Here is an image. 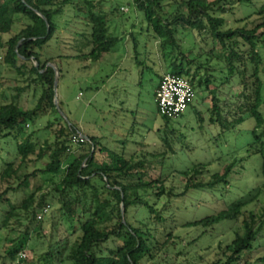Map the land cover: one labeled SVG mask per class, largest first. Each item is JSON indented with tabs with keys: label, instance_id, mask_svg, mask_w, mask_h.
I'll return each instance as SVG.
<instances>
[{
	"label": "trees",
	"instance_id": "16d2710c",
	"mask_svg": "<svg viewBox=\"0 0 264 264\" xmlns=\"http://www.w3.org/2000/svg\"><path fill=\"white\" fill-rule=\"evenodd\" d=\"M131 1L144 16L163 68L170 70L166 74L185 77L195 96L202 92V101L209 100L206 114L208 123L220 131L216 139L252 121L246 156L217 172L201 162L174 169L168 162L175 155V131L169 128L171 119L165 118L163 152L117 154L94 137L72 147L71 139L79 130L59 115L53 101L55 70L47 66L56 65L59 79L61 57L48 53L58 30L55 18L69 5L82 10L80 36L89 50L63 59L96 62L121 40L109 34V22L118 10L103 13L101 3L92 0H0V65L25 80L14 93L0 92V152L6 151L8 159L0 169V187L4 186L0 204L9 193L25 192L30 181L42 178L17 207H9L1 225H8L16 208L39 225L46 215L39 221L36 215L44 206L55 205L60 220L56 233L61 235L49 255L51 264H140L146 257L154 258L155 249L176 246L172 233L178 227L200 228L203 235L228 222L233 225V238L219 246V257L207 264H264V256L251 261L254 244L264 232V214L248 208L264 195V0ZM236 7L251 11L238 18ZM119 12H124L122 7ZM27 89L36 95L31 106L21 99ZM193 102L189 107L201 118ZM43 116L48 118L33 129L31 123ZM250 155L261 159L256 188L209 215L169 225L164 214L171 213V202L188 198L193 190L228 191L234 169ZM175 172L181 178L179 193L166 187ZM38 229L42 232V224ZM27 236L25 232L6 251L11 262L26 250ZM109 243L113 248L107 247ZM26 261L27 256L20 263Z\"/></svg>",
	"mask_w": 264,
	"mask_h": 264
},
{
	"label": "rangeland",
	"instance_id": "374dc122",
	"mask_svg": "<svg viewBox=\"0 0 264 264\" xmlns=\"http://www.w3.org/2000/svg\"><path fill=\"white\" fill-rule=\"evenodd\" d=\"M92 1L101 3L103 13L111 9L118 10L109 22V34L120 37L121 40L106 56L105 63L98 65L94 62L85 69L80 68L86 65L85 62L72 58L71 63L67 65L63 57L75 55L88 47L87 41L80 36L83 12L69 5L61 16L55 18L58 30L56 38L49 44L48 53L51 56L61 57V76L56 85V97L61 103L59 115L67 124L75 125L84 135L93 133L99 137H106L102 144L104 143V146L117 154L122 150H125V154L135 151L137 156L146 152H163L161 141L164 136L162 132L164 120L157 112L154 93L159 80L170 70L165 71L163 68L162 58L160 59L157 53L158 47L146 32L144 16L136 10L131 0ZM121 7L126 8L127 11L119 12ZM234 11L239 18L250 12L251 7H236ZM239 25L236 24L235 27ZM134 44L137 46L136 49ZM98 79L104 82V87L96 93L92 89V83ZM24 84L25 80L19 75L0 65L1 93L4 95L14 93L15 87ZM32 92L31 89L24 91V96L29 99L28 106L33 104ZM203 97L204 93L197 92L193 102L200 111L201 118L190 106L181 116L171 119L169 123V128L175 131L172 139L175 155L169 160L168 166L174 169L184 170L196 162H201L209 163L207 168L210 172H217L223 165L231 163L238 157L246 156L245 145L252 140L250 134L252 121L246 120L236 129L216 139L220 131L216 126L208 123L206 109L209 100L202 101ZM47 118L43 116L33 121L31 123L33 129ZM160 127L161 132L158 134L156 129ZM112 139L121 143L116 145ZM5 162H8V159L6 151H3L0 152V169ZM260 162L259 155L248 156L234 169L230 187L226 192H218L216 189L210 192L193 190L188 194V198L171 202L169 206L171 213L164 214L169 225L174 224L175 221L182 225L199 219L219 210L224 204L228 205L239 198H244L251 189L260 184ZM41 181L42 178L39 177L30 181V188L25 192L9 193L5 197L7 200H3L0 204V264H18L16 258L14 263L6 258V251L13 247V242H18L25 232L28 233V243L25 248L27 261L19 264L52 263L49 255L54 254L56 248L53 245L61 235V232L59 235L56 233L57 223L60 221L57 206L51 205L46 218L40 223L43 226L42 232L38 229L40 224L37 225L31 216L17 208L8 225L6 227L1 225L9 207H17L34 185ZM181 185L178 172L170 176L166 182V187H173L176 193L181 191ZM47 188V184L43 186V190ZM3 189L4 186L1 185L0 191ZM253 207L258 214H264V195L248 208ZM207 232L201 235L200 228L178 227L172 233L173 240L177 242L176 246L170 244L168 250L163 251L155 249L152 252L154 258L146 257L140 264H207L215 261L220 255L218 247H223L232 240L233 225L228 222L223 223L222 226H216ZM163 240L164 238L160 241ZM118 244L120 245L121 242L117 241L116 245ZM107 247L111 249L113 245L109 243ZM263 256L264 232L254 244L252 263ZM54 260L58 261L57 257ZM61 264L70 263L65 261Z\"/></svg>",
	"mask_w": 264,
	"mask_h": 264
},
{
	"label": "built area",
	"instance_id": "2783aa9c",
	"mask_svg": "<svg viewBox=\"0 0 264 264\" xmlns=\"http://www.w3.org/2000/svg\"><path fill=\"white\" fill-rule=\"evenodd\" d=\"M122 10H126L122 8ZM195 99V91L189 81L183 77L172 74H164L159 80L154 93V101L156 103L158 113L165 119H175L181 116ZM87 139L81 134L75 133L71 139L72 147L84 143ZM71 147V148H72ZM70 150V148L68 149ZM49 206L46 205L36 215V219L42 218L48 214ZM26 259L25 251H20L16 255V262L20 263Z\"/></svg>",
	"mask_w": 264,
	"mask_h": 264
},
{
	"label": "crops",
	"instance_id": "0c3cea01",
	"mask_svg": "<svg viewBox=\"0 0 264 264\" xmlns=\"http://www.w3.org/2000/svg\"><path fill=\"white\" fill-rule=\"evenodd\" d=\"M126 9V8H125ZM126 11H127V9H126ZM125 11V12H126ZM156 46H157V44H155ZM85 50V52H88V50H89V47H87L86 49H84ZM108 55V54H107ZM107 55H105L104 57H102L100 60H98V61H96L97 63H98V65L99 64H101V63H105V62H107V59H106V56ZM159 56V55H158ZM160 58V57H159ZM71 60L72 59H68V60H66L67 61V65L68 64H70L71 63ZM160 60V59H159ZM78 61V60H77ZM81 61H83V62H85L86 63V65H84V66H80V68H85V69H87L90 65H91V63H94V62H90V61H87V60H80L79 62H81ZM160 62H161V60H160ZM161 64H162V62H161ZM101 66V65H100ZM93 85H92V89H94L95 90V92L97 93V91L100 89V88H103L104 87V82H102V80H100V79H98L97 81H95V82H93L92 83ZM26 91H28V89L27 90H25V92ZM95 93V94H96ZM79 95H81V93H79ZM35 93H33L32 92V96H31V98L33 99L32 100V102L31 103H33L34 101H35ZM21 99L22 100H24L28 105H29V99H27V97L26 96H24V92L21 94ZM57 100H58V98H57ZM30 103V104H31ZM32 105V104H31ZM80 132V131H79ZM80 134H82V135H84L82 132H80ZM85 136L88 138V137H94V138H96L101 144H102V142H103V139L104 138H106V137H104V136H96V134H93V133H91V135H86L85 134ZM112 142H114L116 145H119L120 143H119V140H113L112 139ZM104 144V143H103ZM102 144V145H103Z\"/></svg>",
	"mask_w": 264,
	"mask_h": 264
},
{
	"label": "water",
	"instance_id": "95a60500",
	"mask_svg": "<svg viewBox=\"0 0 264 264\" xmlns=\"http://www.w3.org/2000/svg\"><path fill=\"white\" fill-rule=\"evenodd\" d=\"M47 28H48V25H47ZM47 66L52 67L55 70V78H54V82H53V93H54L53 101H54V105H55L56 109L60 112L59 106H58V100H57V97H56V85H57V82H58L59 73H58L57 68H56V66L54 64H48ZM81 136L88 140V138L85 135L81 134ZM122 213H123V209H122Z\"/></svg>",
	"mask_w": 264,
	"mask_h": 264
}]
</instances>
